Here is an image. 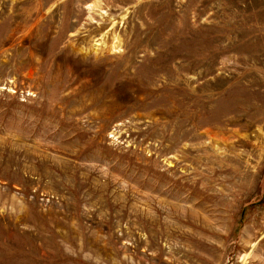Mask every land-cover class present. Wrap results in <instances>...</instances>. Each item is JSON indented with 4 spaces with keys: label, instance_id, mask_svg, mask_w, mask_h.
Here are the masks:
<instances>
[{
    "label": "rangeland",
    "instance_id": "obj_1",
    "mask_svg": "<svg viewBox=\"0 0 264 264\" xmlns=\"http://www.w3.org/2000/svg\"><path fill=\"white\" fill-rule=\"evenodd\" d=\"M0 264H264V0H0Z\"/></svg>",
    "mask_w": 264,
    "mask_h": 264
}]
</instances>
